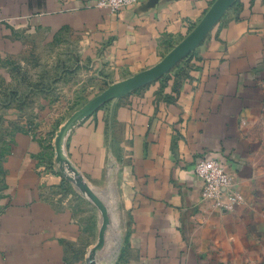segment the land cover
<instances>
[{"label": "crops", "instance_id": "obj_1", "mask_svg": "<svg viewBox=\"0 0 264 264\" xmlns=\"http://www.w3.org/2000/svg\"><path fill=\"white\" fill-rule=\"evenodd\" d=\"M92 1L0 0V74L37 35L59 31L118 82L158 63L215 0H138L120 12ZM10 137L0 264H83L92 229L53 195L46 132ZM65 148L121 219L114 264H264V0H235L168 72L78 121ZM205 157L231 177L230 211L201 197L194 166Z\"/></svg>", "mask_w": 264, "mask_h": 264}, {"label": "rangeland", "instance_id": "obj_2", "mask_svg": "<svg viewBox=\"0 0 264 264\" xmlns=\"http://www.w3.org/2000/svg\"><path fill=\"white\" fill-rule=\"evenodd\" d=\"M81 52L82 45L76 35L56 31L37 35L23 55L7 61L4 73L0 74V164L13 130L46 132L48 162L58 178L53 195L74 206L92 229L91 242L83 254V264H90V254L98 243L101 215L85 194L84 185L88 183L83 176L77 169L78 176H69L72 180L63 174L56 153V136L62 124L111 83L102 66L97 62L92 64L91 57L82 56ZM64 147L65 144L63 156L67 159ZM1 177L0 165V182ZM111 212V226H117L121 234V219Z\"/></svg>", "mask_w": 264, "mask_h": 264}, {"label": "water", "instance_id": "obj_3", "mask_svg": "<svg viewBox=\"0 0 264 264\" xmlns=\"http://www.w3.org/2000/svg\"><path fill=\"white\" fill-rule=\"evenodd\" d=\"M234 1L235 0H215L214 3L209 8V10L204 15V17L202 18V20L196 26V28L182 42H180L166 56H164L158 63L151 66L150 68H147L146 70L138 72L133 76L109 84L107 88L104 89L101 93L95 95L90 100H88L80 109L76 111L75 114L70 116L62 124L56 136V143H58V141H62V143H64L71 128L84 116L91 113L95 108H97L99 105H101L108 99L112 97H120L126 94L127 92L135 88H138L139 86L153 79H156L162 76L164 73L168 72L202 41V39L208 33V31L213 26L215 21L219 18V16L222 14V12L226 8H228ZM56 153H57L58 161L61 164L60 168L62 173L65 174L69 179H71L69 175L66 173L63 162H61L60 160V155L58 154L57 151ZM67 160L69 164L73 165L68 158ZM78 186L82 190L81 186L80 185ZM84 189H85V194L92 201V203L99 209L101 215V224L99 228V237H98V241H101V245H97L98 243H96V245L94 246V248L96 249L95 252H98L105 245L106 233L107 231H110L112 227L111 226L112 212L111 209L109 207L107 208V206L104 204L101 197L91 189L89 184L85 183ZM120 246H121V234L119 237L117 254L112 264L115 263L114 261L118 257Z\"/></svg>", "mask_w": 264, "mask_h": 264}, {"label": "built area", "instance_id": "obj_4", "mask_svg": "<svg viewBox=\"0 0 264 264\" xmlns=\"http://www.w3.org/2000/svg\"><path fill=\"white\" fill-rule=\"evenodd\" d=\"M138 0H94L88 7L107 8L113 12H120L125 8L136 5ZM195 173L202 180L201 197L211 201L214 206L230 211L238 201V196L228 191L231 177L225 166L216 158L205 157L196 161Z\"/></svg>", "mask_w": 264, "mask_h": 264}, {"label": "bare ground", "instance_id": "obj_5", "mask_svg": "<svg viewBox=\"0 0 264 264\" xmlns=\"http://www.w3.org/2000/svg\"><path fill=\"white\" fill-rule=\"evenodd\" d=\"M63 144L64 143H62V141H58L57 143V152L60 155V160L64 164L66 173L71 177H76L78 176V171L76 168H73L72 165L69 164L68 160L63 156ZM105 205L107 208L109 207L108 204ZM119 237L120 231L117 226L112 227L110 232L106 233L105 245L101 248V250L95 252L96 249L94 248L91 252L90 264H112L117 254ZM97 245H101V241H98Z\"/></svg>", "mask_w": 264, "mask_h": 264}]
</instances>
